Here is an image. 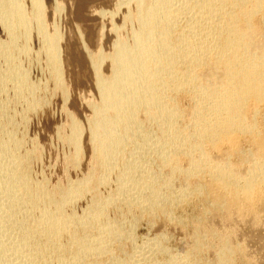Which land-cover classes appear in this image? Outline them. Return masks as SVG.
Segmentation results:
<instances>
[{"label": "bare ground", "instance_id": "obj_1", "mask_svg": "<svg viewBox=\"0 0 264 264\" xmlns=\"http://www.w3.org/2000/svg\"><path fill=\"white\" fill-rule=\"evenodd\" d=\"M30 2L0 0V264H264L246 246L264 247V0L100 9L98 36L110 43H81L95 97L78 100L83 125L69 115L58 130L75 176L55 186L35 177L41 149L25 143L14 105L26 114L44 103L22 62L32 55L68 101L63 9L49 28L44 1ZM141 222L186 240L167 248L164 231L137 235Z\"/></svg>", "mask_w": 264, "mask_h": 264}, {"label": "rangeland", "instance_id": "obj_2", "mask_svg": "<svg viewBox=\"0 0 264 264\" xmlns=\"http://www.w3.org/2000/svg\"><path fill=\"white\" fill-rule=\"evenodd\" d=\"M43 1L45 3V10L47 12V24L49 23L48 25H50L49 28H52L51 23L53 21L55 10L53 9L54 6L56 4L61 5V9H63L62 14L59 15V17H56L55 24H57L62 39L64 40L62 41L63 45L61 44V64L64 74L63 82L67 89V98H69L68 101H64L62 99L60 91L58 89L55 90V86L50 81L49 71L44 67V59L41 58L38 63H34L35 58L32 55V59L22 60V62L24 66L28 68L30 82H32L36 86L45 88L44 92L42 91L43 93H41L40 95L42 96L44 103L36 111H27L26 114H24V112H21V106L17 103H12L10 109L15 107V110H13L16 111V122L19 124V126L20 124H22L23 126H21V131L24 132L23 138L25 139V143L28 144L27 146L38 147L41 149V158L39 159L38 163H36L35 161L32 163L35 177L40 179H42L43 177V179L47 178L49 185L55 186L62 185V183L64 184L63 180L65 175L70 176L71 178L75 176L74 172L70 168H68L67 165L65 166L64 161H62L63 156L67 154L69 150L67 149V147L63 146L60 143L61 141L59 142V139L57 137V134L59 132L58 130L64 131V127L69 120V115H74L80 120L81 124L83 125V114L86 115L87 111L80 107V99L87 100L88 97H95V91H93L94 86L92 87V77L89 70L87 69V59L83 54L79 53V51L82 52L83 44L85 47L88 45L87 48L89 50L91 49L94 51L95 48L99 46H101L104 51L107 50L110 43L108 41L110 40L106 36H104V39L103 36L101 39L98 36V33L100 32L99 29H101L103 22V20L100 19L98 12L100 11V9H103L107 12L113 11V0ZM22 2V5L26 8V10L30 11V0H22ZM90 17H92L93 19ZM100 24L101 26L98 29L97 27ZM2 28L3 27L0 26V43L6 40ZM79 37L81 40L79 39ZM31 40L32 45H30L35 52L38 49V46L36 40ZM1 63L2 59L0 58V66L2 65ZM78 100H80V102ZM18 105L20 106V108ZM81 160L83 163H89L88 154L83 155ZM75 173L77 172L75 171ZM192 214L193 211L191 209H185L181 217H189ZM258 221L260 222V224L264 225V216H259ZM215 224L217 226L219 225L220 227H218L221 229H228V231H233L234 233H238L240 228L239 225H235L232 223H229L228 225L223 224L224 226H222V223H220L218 219L215 220ZM165 227L164 225H160L159 227L156 226L153 228V230L148 231L146 225L141 222L138 224L135 233L137 235H153L156 231H164L163 233L167 235L168 239V241L166 242L167 248H171L173 250L180 248V245H182V243H184V240H186L187 233L185 232L187 231L183 230V232L181 230V232L179 231L180 229H175L169 225ZM254 243L255 242L252 241L246 244L250 258H254L259 262L264 261V247L259 251L258 247ZM251 251L252 253H250ZM212 256H209L208 258L211 259Z\"/></svg>", "mask_w": 264, "mask_h": 264}]
</instances>
